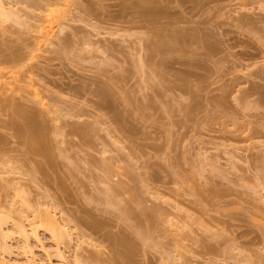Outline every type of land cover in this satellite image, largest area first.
Returning <instances> with one entry per match:
<instances>
[{"label":"rangeland","instance_id":"1","mask_svg":"<svg viewBox=\"0 0 264 264\" xmlns=\"http://www.w3.org/2000/svg\"><path fill=\"white\" fill-rule=\"evenodd\" d=\"M147 1L0 0V264H264V0Z\"/></svg>","mask_w":264,"mask_h":264},{"label":"bare ground","instance_id":"2","mask_svg":"<svg viewBox=\"0 0 264 264\" xmlns=\"http://www.w3.org/2000/svg\"><path fill=\"white\" fill-rule=\"evenodd\" d=\"M29 1V0H28ZM48 1V0H47ZM143 1V0H142ZM146 0H144V2H145ZM27 2V1H26ZM40 2V1H39ZM66 2V1H65ZM140 2V1H139ZM151 2H152V0H151ZM151 2L150 1H147V3H150V5H151ZM29 3V2H28ZM45 3H47V2H45ZM50 3H52V2H50ZM67 3V2H66ZM154 3V2H153ZM139 4V3H138ZM145 4V3H144ZM33 5V4H32ZM41 5H42V3H41ZM43 5H44V3H43ZM49 5V4H48ZM40 6V5H39ZM52 6H54V5H52ZM144 6V5H143ZM37 7V6H36ZM35 7V8H36ZM41 7V6H40ZM39 8V7H38ZM45 8V7H44ZM149 9V8H148ZM42 10V9H41ZM48 10V9H47ZM143 10H144V8H143ZM44 12V11H43ZM52 12H53V10H52ZM2 13V12H1ZM41 13V12H40ZM46 13H48V12H46ZM3 14H4V12H3ZM6 15V14H5ZM5 15H3V17L5 16ZM50 15V14H49ZM62 15V14H61ZM65 16V15H64ZM53 17H54V15H53ZM57 17V16H56ZM74 17V16H73ZM7 20V19H6ZM50 21H52V23L54 22L53 20H51V18L49 19ZM49 20H47L46 22H49ZM61 32V31H60ZM50 34V33H49ZM56 34V33H55ZM160 38V37H159ZM158 38V39H159ZM161 40V39H160ZM167 40V39H166ZM165 40V41H166ZM173 40V39H172ZM162 41V40H161ZM162 43H163V41H162ZM164 43H166V42H164ZM175 44V43H174ZM158 45V44H157ZM156 45V46H157ZM160 45H162V44H160ZM166 45H167V43H166ZM67 46V45H66ZM159 46V45H158ZM168 46H169V44H168ZM161 47V46H160ZM164 47H165V45H164ZM153 48V47H152ZM162 48V47H161ZM160 48V49H161ZM157 49V48H156ZM152 52V51H151ZM10 56V55H9ZM151 57V56H150ZM19 59V58H18ZM7 61V60H6ZM10 61V60H9ZM150 61V60H149ZM12 62V61H11ZM152 63V62H151ZM15 64V63H14ZM102 91V90H101ZM10 92V91H9ZM98 93V92H97ZM105 93V92H104ZM112 93V92H111ZM112 95V94H111ZM4 97H6V96H4ZM10 97V96H9ZM107 97H108V95H107ZM111 97V96H110ZM2 98V97H1ZM10 99V98H9ZM104 99V98H103ZM2 100V99H1ZM101 100V99H100ZM5 100L3 99V103H4V105H5V103L7 102H4ZM12 101V100H11ZM17 103V102H16ZM38 104V103H37ZM102 105V104H101ZM11 106H14L13 105V103H12V105ZM22 106V105H21ZM28 106V105H27ZM100 106V105H99ZM2 107V106H1ZM44 107V106H43ZM104 107V106H103ZM109 107V106H108ZM4 108V107H3ZM15 108V107H14ZM14 108H12L13 109V111H14ZM17 108V109H16ZM16 110L14 111L18 116H17V118L19 117V115L21 116V117H23L22 118V120L24 121V123L22 122V123H19L18 121H16V119H12V121H10V124H11V126L15 129V131L18 133V134H20L21 136H23V138H25V141H27L28 140V143L29 144H31L32 146H35L37 143H38V145H39V143L45 138V137H43L44 135V131L46 130V128H45V130L43 131L42 130V128L40 127L41 126V124H40V126L36 123L37 121L33 118L32 119V116H30L31 114H35V113H31L30 111H29V113H28V110L26 111V109H24L23 110V108L21 109V108H18V106H17V104H16ZM28 108V107H27ZM45 108V107H44ZM9 109H10V107H9ZM8 109V110H9ZM101 109V108H100ZM5 110H6V108H5ZM6 112H7V110H6ZM36 112V111H35ZM11 114V113H10ZM28 114H30L29 116H28ZM16 116V115H15ZM16 118V117H15ZM35 118H36V116H35ZM38 119V118H37ZM11 120V119H10ZM19 120V119H18ZM9 121V120H8ZM36 121V122H35ZM5 122V121H4ZM6 123V122H5ZM8 123H6V125H7ZM75 125V124H74ZM8 126V125H7ZM44 126V125H43ZM73 126V125H72ZM9 128V127H8ZM12 128V129H13ZM80 129V128H79ZM13 131V130H12ZM74 131V130H73ZM73 131H72V133H73ZM56 132V131H55ZM93 132V131H92ZM78 133V132H77ZM12 134H14V133H12ZM46 134H48V133H46ZM17 135V134H16ZM20 135H18V136H20ZM46 136V135H45ZM81 136V135H80ZM43 137V139H41ZM48 137V136H47ZM83 138V137H82ZM24 140V139H23ZM86 140V139H85ZM43 142H45V141H43ZM27 143V142H26ZM20 144H21V142H20ZM23 144V143H22ZM28 144V146H31V145H29ZM89 144V143H88ZM26 145V144H25ZM90 145V144H89ZM41 146H42V143H41ZM45 146V145H44ZM26 148V147H25ZM38 148V147H37ZM36 150V149H35ZM27 151V150H26ZM36 152V151H35ZM38 152H39V149H38ZM37 152V153H38ZM41 152V151H40ZM34 153V152H33ZM43 153H44V151H43ZM4 154V153H3ZM3 154H0V155H3ZM5 155V154H4ZM3 155V156H4ZM44 155V154H43ZM9 156H10V154H9ZM30 156V155H29ZM42 156V155H41ZM0 157H2V156H0ZM8 156H7V154H6V156H5V158H7ZM25 157V156H24ZM46 157V156H45ZM1 159V158H0ZM4 160V159H3ZM8 159H6V161H7ZM13 160V159H12ZM2 161V160H1ZM15 161V160H14ZM39 161V160H38ZM10 162L12 163V161L10 160ZM9 162V163H10ZM18 162V161H17ZM103 162H104V160H103ZM6 163V162H5ZM51 163H53V162H51ZM105 166V165H104ZM18 169V168H17ZM17 169H16V171H17ZM55 169V168H54ZM10 171L12 172V170H11V168H10ZM138 190V189H137ZM150 213V212H149ZM127 216V215H126ZM47 217V222H45L46 223V225L48 226V232H50V235L53 237H51L52 238V240L54 239V241L53 242H55V241H58L59 239H61V241L63 240V234L65 235V232H62V229H61V226L57 223V220L56 219H54V218H49L48 216H46ZM21 232H23L24 234H26V230L24 229V227H22L21 228ZM59 233V234H58ZM63 233V234H62ZM66 235H68V233H66ZM8 237V233H4L3 232V230L2 229H0V242H1V249L3 248H5V240H6V238ZM124 237V236H123ZM57 238V239H56ZM116 238V237H115ZM117 240H118V238H117ZM120 240V239H119ZM124 240V239H123ZM61 241H58V243L60 242L61 243ZM119 242V241H118ZM121 242V241H120ZM119 242V244H121ZM63 243V242H62ZM114 243H116V242H114ZM55 244H57V242H55ZM127 244V243H126ZM118 246V245H117ZM132 246V245H131ZM6 249V248H5ZM118 250V249H117ZM126 251L128 250L129 252H127V253H125V252H123V253H125V254H128V253H130V250L129 249H125ZM120 251H122V250H120ZM118 253H119V251H118ZM117 253V254H118ZM116 254V255H117ZM122 254V253H121ZM118 256H119V254H118ZM123 256V255H122ZM128 256V255H127ZM31 256H29V258L27 259V262H28V264H36L35 262H34V259H33V257H31ZM123 257H126V255H124ZM130 257V256H129ZM95 259V258H94ZM119 259H121V258H119ZM126 259V258H125ZM124 260V259H123Z\"/></svg>","mask_w":264,"mask_h":264}]
</instances>
